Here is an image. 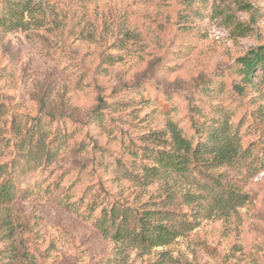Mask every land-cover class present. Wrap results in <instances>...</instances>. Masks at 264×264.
I'll return each mask as SVG.
<instances>
[{
  "label": "rangeland",
  "instance_id": "obj_1",
  "mask_svg": "<svg viewBox=\"0 0 264 264\" xmlns=\"http://www.w3.org/2000/svg\"><path fill=\"white\" fill-rule=\"evenodd\" d=\"M25 1L24 27L0 30L1 119L41 121L58 138L55 156L31 163L14 200L0 204V250L5 224L13 246L2 255L13 264H154L162 254L165 264H264V70L243 86L237 64L264 44V0ZM170 123L193 146L226 125L238 156H203L138 191L149 162L123 145L140 148ZM1 163L25 161L10 146ZM223 188L248 199L211 210ZM185 193L202 196L185 205ZM123 197L131 209H164L174 224L185 212L197 224L142 253L95 227L100 207Z\"/></svg>",
  "mask_w": 264,
  "mask_h": 264
},
{
  "label": "trees",
  "instance_id": "obj_2",
  "mask_svg": "<svg viewBox=\"0 0 264 264\" xmlns=\"http://www.w3.org/2000/svg\"><path fill=\"white\" fill-rule=\"evenodd\" d=\"M0 2L2 6L5 4L0 9V30L7 31L24 27L22 14L30 9L28 3L25 0H1ZM237 64L242 81L245 83L243 86L252 84L255 71L264 70V44L250 47L245 54L237 58ZM243 86L237 87L240 92H243ZM1 118L0 113V149L12 146L20 154V159L25 161V164L18 169L13 168L11 163L0 164V204H10L14 200L15 183L20 176L33 168L31 163H37L43 156L46 160L55 156L52 144L53 136L57 137V135L50 136L51 132L55 134L57 132L51 130V127L44 129L41 121L29 120L27 117L26 120L23 117L13 116L9 126L5 125ZM226 128H228L226 125L213 126L206 135V139L193 146L191 140L183 135L181 129L175 123H170L167 135L146 138L147 141H144L140 148H136L132 143L124 144L123 154L140 158L145 156L149 162L142 166V174L135 175L138 179L135 188L138 191L142 190L141 188L152 184L156 178L162 177L160 174L166 170L184 172L189 169L192 161L195 159L202 161L203 156L209 154L217 164L232 161L238 156V145L232 135L228 134ZM35 137L37 139H34ZM122 160L118 161V165H122ZM201 196L185 193L182 200L185 205H191ZM211 197L213 200L211 210L220 209L221 212L242 206L248 199L247 194L227 188H223L222 192L213 193ZM89 204V209L95 211L96 201H90ZM108 204L112 205L100 207V214L94 222L95 227L101 234L110 236L115 241L126 240L142 253H148L154 247L168 243L177 235L192 230L197 224L195 219L189 220L187 217L190 214L185 212L182 213L183 218L174 224L169 221L170 214L164 209H131L127 206L125 197L117 198ZM2 227L1 238L7 241H5L6 249L0 250V264H13V261L9 260V255H2V252L9 254L12 251L13 246L9 240L12 234L11 229H8L6 224ZM170 260V257L162 254L154 264H165Z\"/></svg>",
  "mask_w": 264,
  "mask_h": 264
}]
</instances>
